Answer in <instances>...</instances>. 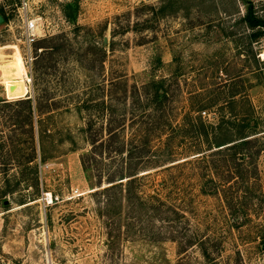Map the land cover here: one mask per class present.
<instances>
[{"label": "rangeland", "instance_id": "1", "mask_svg": "<svg viewBox=\"0 0 264 264\" xmlns=\"http://www.w3.org/2000/svg\"><path fill=\"white\" fill-rule=\"evenodd\" d=\"M25 1V16L37 18L42 27V36L32 45L39 61H32L31 82L26 84L20 0H0L6 17L0 23V98L24 97L26 85L32 98L46 88L49 100L69 109L44 117L58 142L51 157L35 160L36 187L15 179L25 160V136H19L14 153L0 149V264H264V150L256 159L259 186L238 207L249 217L241 228L230 226L221 199L200 194L197 177L189 173L183 178L189 196L172 202L181 214L169 211L167 221L153 224L159 233L146 237L140 234L145 225L135 210L130 212L122 202L120 239L109 244L102 196L92 193L78 160L86 148L84 119L72 109L80 89L103 75H123L137 83L165 77L175 118L214 91L216 104L203 106L201 119L214 122L233 113L224 105L230 85L240 92L236 101L252 105L257 128L264 129V36L250 44V30L241 20L248 3L264 18V0ZM101 41L106 45L101 47ZM41 62L48 65L40 68L42 73L35 70ZM14 109L12 103H0V140L11 127L6 118ZM67 137L73 139L74 150ZM189 141L184 140L181 156L194 145ZM195 232L218 250L214 262L205 261L195 245L183 246V239Z\"/></svg>", "mask_w": 264, "mask_h": 264}, {"label": "trees", "instance_id": "2", "mask_svg": "<svg viewBox=\"0 0 264 264\" xmlns=\"http://www.w3.org/2000/svg\"><path fill=\"white\" fill-rule=\"evenodd\" d=\"M72 12L67 13L70 19ZM0 15L5 21L1 8ZM241 20L250 30V44L264 36V18L255 14L250 3ZM100 45L103 47L106 43L101 41ZM53 50L56 48L50 47L49 51ZM33 56L36 64L39 55L33 52ZM251 57L254 60L253 51ZM43 62L35 70L46 69L48 65ZM103 78L84 85L72 109L84 119L81 131L86 148L79 152L78 160L84 179L94 189L92 193L102 196L107 243L120 239L118 217L122 202L129 204L130 212L135 210L145 225L140 227L142 236L158 234L153 229L156 220L167 221L165 214L169 211L181 214L180 207L172 202L189 196L183 180L189 173L197 177L200 194L221 199L228 211L230 226L239 229L246 224L249 217L238 207L242 206L241 198H247L248 192L259 186L256 159L264 150V129L257 128L259 119L252 105L245 100L236 101L240 92L227 85L224 105L233 113L206 122L199 111L203 106L209 108L216 104L215 91L210 90L209 94L213 95L205 102L190 103L177 119L172 113L173 99L165 77H151L139 83L129 82L123 75H103ZM25 93L24 97L12 101L0 98L1 104L12 103L16 107L6 118L11 127L0 140V149L7 148L14 153L16 144L20 143L19 136H25V160L20 163L15 179L36 187L35 160L40 163L51 157V150L58 142L44 125V117L69 107H60L58 100H49L46 88L39 89L32 98L26 85ZM236 105L239 112H234ZM192 112L197 113L192 115ZM67 138L74 150L73 139ZM184 140L194 145L181 156L185 151ZM1 167L4 174L8 173L7 164ZM160 173V178L155 179ZM256 190L263 198L260 189ZM183 242L186 247L195 245L205 261L214 262L218 250L212 247L208 237H199L195 232Z\"/></svg>", "mask_w": 264, "mask_h": 264}, {"label": "built area", "instance_id": "3", "mask_svg": "<svg viewBox=\"0 0 264 264\" xmlns=\"http://www.w3.org/2000/svg\"><path fill=\"white\" fill-rule=\"evenodd\" d=\"M26 7L27 2L25 0H20L18 8L21 10V19H22V39L21 42L24 45L25 51L22 53V58L24 59L23 65L26 66L25 73L28 80L26 84L29 85L31 82V62L34 58L32 45L38 38L42 36V27L35 17H26ZM203 113V112H201ZM50 198V196H49Z\"/></svg>", "mask_w": 264, "mask_h": 264}, {"label": "water", "instance_id": "4", "mask_svg": "<svg viewBox=\"0 0 264 264\" xmlns=\"http://www.w3.org/2000/svg\"><path fill=\"white\" fill-rule=\"evenodd\" d=\"M3 22V17L0 15V23H2ZM4 97L6 98V96L4 95ZM7 99V98H6ZM7 203V201L6 200H4L3 201V204H6Z\"/></svg>", "mask_w": 264, "mask_h": 264}]
</instances>
